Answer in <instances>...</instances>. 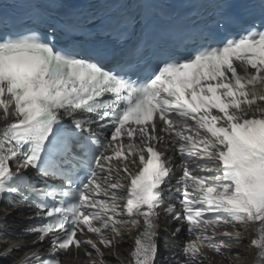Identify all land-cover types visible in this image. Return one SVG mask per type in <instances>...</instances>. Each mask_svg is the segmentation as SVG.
Segmentation results:
<instances>
[{"label":"snow or ice","instance_id":"obj_1","mask_svg":"<svg viewBox=\"0 0 264 264\" xmlns=\"http://www.w3.org/2000/svg\"><path fill=\"white\" fill-rule=\"evenodd\" d=\"M253 7L219 0L221 19L176 49L138 45L106 63L60 42L59 26L18 27L0 6V201L41 221L18 239L49 243L18 264H65L80 249L108 264L105 250L119 259L133 230L127 264H156L162 212L174 236L191 237L171 264H212L209 251L234 264L246 239L264 264V0L251 23L235 11Z\"/></svg>","mask_w":264,"mask_h":264},{"label":"bare ground","instance_id":"obj_2","mask_svg":"<svg viewBox=\"0 0 264 264\" xmlns=\"http://www.w3.org/2000/svg\"><path fill=\"white\" fill-rule=\"evenodd\" d=\"M27 209L29 208H26L25 210ZM25 220L26 217H23L21 215V212H19L16 209L12 208L6 210L0 208V252H2L5 248H7L9 244L20 243L25 246L21 248L19 251H15L12 253V256L16 258L15 260H13L10 257L5 258L0 256V264H18L19 259L24 256L26 251L30 249H35L36 247L40 248L39 244L33 245L31 243L33 240H35L34 238L20 236L18 239V234L25 229ZM227 230L235 231V229H231V228ZM243 234L250 239L251 236L255 235L253 227L250 225L248 231ZM135 235H136V231L133 230L131 234L126 235L122 240H120L119 248H118L119 259L110 255L108 253V250H105L106 252L105 259L107 260L108 264H121V261H123L124 264H127V262L131 259L129 253L133 249V239ZM93 239H96V237L93 236ZM187 239L189 238L184 239V241ZM158 242H159V238H158ZM165 246H167V244ZM233 248L235 251H238L241 254L239 259L234 258V264H253L256 249L254 247H249L248 239H246L242 244L239 245L234 244ZM162 250H164V247L160 245V252L157 257L156 264H171V259L163 261L162 260L163 257H160ZM168 254L170 255V257L173 256L174 254L179 256L180 249L178 250L174 249L171 253ZM208 255L214 257L212 264H228L227 260H222L218 254L212 251H209ZM93 257H95L94 251H93ZM88 259L89 258L86 257L84 254V249H80L78 258H73L72 256H66L64 262L65 264H88Z\"/></svg>","mask_w":264,"mask_h":264}]
</instances>
